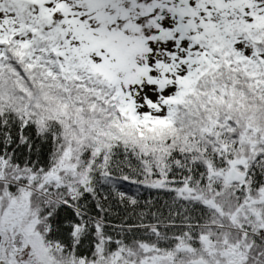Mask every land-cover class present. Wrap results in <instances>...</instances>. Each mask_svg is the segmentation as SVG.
<instances>
[{
    "label": "snow or ice",
    "instance_id": "snow-or-ice-1",
    "mask_svg": "<svg viewBox=\"0 0 264 264\" xmlns=\"http://www.w3.org/2000/svg\"><path fill=\"white\" fill-rule=\"evenodd\" d=\"M0 264H264V0H0Z\"/></svg>",
    "mask_w": 264,
    "mask_h": 264
}]
</instances>
